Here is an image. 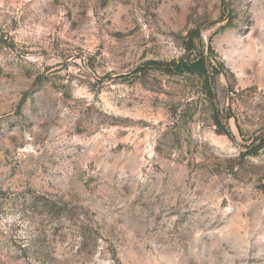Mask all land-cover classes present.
Here are the masks:
<instances>
[{"label":"rangeland","instance_id":"rangeland-1","mask_svg":"<svg viewBox=\"0 0 264 264\" xmlns=\"http://www.w3.org/2000/svg\"><path fill=\"white\" fill-rule=\"evenodd\" d=\"M263 141L264 0H0V264H264Z\"/></svg>","mask_w":264,"mask_h":264},{"label":"trees","instance_id":"trees-1","mask_svg":"<svg viewBox=\"0 0 264 264\" xmlns=\"http://www.w3.org/2000/svg\"><path fill=\"white\" fill-rule=\"evenodd\" d=\"M193 45H187L184 47L186 51L192 49ZM179 67L181 70L189 72V73H196L200 74L201 70L204 68L205 61L202 55H194L192 59H188V56L181 57L178 61ZM264 146V141L258 145L257 149H261Z\"/></svg>","mask_w":264,"mask_h":264},{"label":"water","instance_id":"water-1","mask_svg":"<svg viewBox=\"0 0 264 264\" xmlns=\"http://www.w3.org/2000/svg\"><path fill=\"white\" fill-rule=\"evenodd\" d=\"M26 95H27V92L24 93V95L22 96L21 101H20V104L23 102V100L25 99Z\"/></svg>","mask_w":264,"mask_h":264}]
</instances>
